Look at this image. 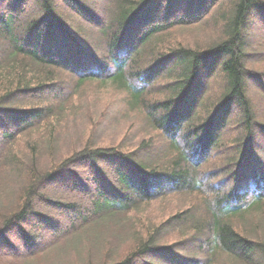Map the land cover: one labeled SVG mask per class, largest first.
Masks as SVG:
<instances>
[{"label":"trees","instance_id":"obj_1","mask_svg":"<svg viewBox=\"0 0 264 264\" xmlns=\"http://www.w3.org/2000/svg\"><path fill=\"white\" fill-rule=\"evenodd\" d=\"M256 27L264 0H0V169L23 183L0 211L6 264H264V230L233 223L264 213ZM201 30L217 36L179 40ZM90 82L123 92L158 136L128 149L84 142L48 165L31 137L29 157L17 156V140L51 125ZM180 195L187 204L128 234L127 216Z\"/></svg>","mask_w":264,"mask_h":264},{"label":"rangeland","instance_id":"obj_2","mask_svg":"<svg viewBox=\"0 0 264 264\" xmlns=\"http://www.w3.org/2000/svg\"><path fill=\"white\" fill-rule=\"evenodd\" d=\"M94 4L99 10L100 3L95 2ZM31 5H29V9ZM93 10L95 9H91V11ZM253 23L254 22H252V24ZM75 24H77L76 21L74 22V25ZM83 25L87 26L86 24ZM249 35L253 43H257L262 38L264 39V31L258 29V27L250 32ZM216 36V33L210 32L209 30H201L200 33L193 34L190 31H183L178 37L179 40L187 41L189 44H193V41H195L196 44L202 45L210 43ZM262 48L264 49V43L262 44ZM259 65L264 68V60L261 61ZM77 90L78 94H74L72 99L73 103L67 107L66 113L60 115L59 118L54 120L47 128H43L42 125L29 136L21 137L17 140L15 145L17 156H22V158L29 157V153H27L26 149V141L31 137L32 140L28 142L32 143L35 140L43 152V157L42 159L39 158V161L43 165H48L52 161H56L59 158L62 159L72 150L78 149L84 142H91V144L94 145H116L123 149H128L136 145L140 140L147 142L149 138L155 139L158 136L156 131L146 123L139 111H133L127 107L126 95L116 90V88L90 82L84 86L80 85ZM212 92L216 93L215 91ZM258 105H260L259 108L261 109L260 117L264 119V105L261 103L259 104V102ZM51 126L54 128L51 131L53 138L52 144L50 145V152L49 144L48 148H46L47 145L45 144L48 139L50 141V138H48V129ZM224 139L223 136L222 140ZM10 170L8 171V168L5 166L0 169V211L3 210V204H6L11 198H16L20 187L23 185L20 178H17ZM244 173L247 174V171L242 172V174ZM48 193L50 194V192ZM75 197L78 198L76 195ZM169 199L171 200L160 201L140 207L138 211L131 213V216H127L124 222H127L128 234L135 231L143 235L149 226L148 223L155 222L158 219H164L165 216L172 211V209L170 210L171 206L176 203L180 205L188 203V197L181 195L177 196L175 199H172V197H169ZM233 223L237 230L241 229L245 233H255L256 235L264 230V213H252L250 219L247 216L235 218L233 219ZM32 230L33 229L30 227L28 231L34 233L35 229ZM175 238V235H168L165 241L171 242ZM8 239L14 243V246H16L19 251L24 250L25 243L23 240H20L19 234L16 231L13 230L10 232L8 234ZM1 242L2 241H0V243ZM1 245L2 244H0V250L2 251L0 257L4 259L0 260V264H6L7 259L5 258L9 254L4 247L2 249ZM125 247L127 246L125 245ZM58 259L59 258L55 257V255H51L47 258V262L43 264H56ZM65 259L66 261L59 262V264H75V261H71L70 256H66Z\"/></svg>","mask_w":264,"mask_h":264}]
</instances>
